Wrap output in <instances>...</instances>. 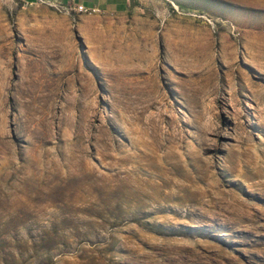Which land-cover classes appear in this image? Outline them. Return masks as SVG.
Wrapping results in <instances>:
<instances>
[{
	"label": "rangeland",
	"instance_id": "rangeland-1",
	"mask_svg": "<svg viewBox=\"0 0 264 264\" xmlns=\"http://www.w3.org/2000/svg\"><path fill=\"white\" fill-rule=\"evenodd\" d=\"M87 1L0 0V264H264V0Z\"/></svg>",
	"mask_w": 264,
	"mask_h": 264
},
{
	"label": "built area",
	"instance_id": "built-area-1",
	"mask_svg": "<svg viewBox=\"0 0 264 264\" xmlns=\"http://www.w3.org/2000/svg\"><path fill=\"white\" fill-rule=\"evenodd\" d=\"M57 2H60V0H56ZM77 8L79 9V10H85V9H87V6L86 5H84V4H82V3H79L78 5H77Z\"/></svg>",
	"mask_w": 264,
	"mask_h": 264
},
{
	"label": "trees",
	"instance_id": "trees-1",
	"mask_svg": "<svg viewBox=\"0 0 264 264\" xmlns=\"http://www.w3.org/2000/svg\"><path fill=\"white\" fill-rule=\"evenodd\" d=\"M89 2H90V0L87 1V3H89Z\"/></svg>",
	"mask_w": 264,
	"mask_h": 264
},
{
	"label": "bare ground",
	"instance_id": "bare-ground-1",
	"mask_svg": "<svg viewBox=\"0 0 264 264\" xmlns=\"http://www.w3.org/2000/svg\"><path fill=\"white\" fill-rule=\"evenodd\" d=\"M86 10V9H85Z\"/></svg>",
	"mask_w": 264,
	"mask_h": 264
}]
</instances>
